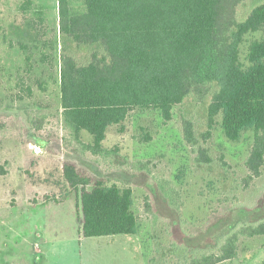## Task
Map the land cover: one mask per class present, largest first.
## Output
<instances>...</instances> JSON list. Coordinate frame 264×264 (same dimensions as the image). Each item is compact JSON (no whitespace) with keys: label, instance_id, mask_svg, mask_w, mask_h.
I'll return each mask as SVG.
<instances>
[{"label":"rangeland","instance_id":"374dc122","mask_svg":"<svg viewBox=\"0 0 264 264\" xmlns=\"http://www.w3.org/2000/svg\"><path fill=\"white\" fill-rule=\"evenodd\" d=\"M263 1L241 5L240 21ZM69 5L73 14L85 12L82 0ZM261 40V32L245 37L244 66L250 44ZM62 51L80 63L90 59V49L59 35L57 0H0V264H180L190 257L188 247L208 244L238 221L264 214V167L247 189L242 182L253 131L231 141L221 115L209 126L211 97L186 98L173 107L170 121L158 110L135 109L122 132L109 128L102 153L93 155L86 147L92 138L81 133L75 140L61 121ZM183 119L193 124L195 147L184 139ZM199 148L209 164L196 162ZM65 161L107 186L132 189L134 235H79V194L64 180ZM163 187L181 195V220L161 201ZM146 202L159 208L156 218L145 213ZM227 213V222L212 227ZM221 264H264V237L242 240L238 258Z\"/></svg>","mask_w":264,"mask_h":264},{"label":"trees","instance_id":"16d2710c","mask_svg":"<svg viewBox=\"0 0 264 264\" xmlns=\"http://www.w3.org/2000/svg\"><path fill=\"white\" fill-rule=\"evenodd\" d=\"M82 1L85 12L73 14L69 0H57L59 35L91 50L86 63L67 51L59 56L61 121L75 140H80L81 133L88 134L92 143L86 147L98 155L109 128L117 126L122 132L133 110H158L170 121L173 107L186 98L201 102L211 97L209 126L221 115L231 141L242 131H253L242 181L245 189L262 176L264 40L250 44L247 66L240 61V46L248 34H264V1L241 21L238 9L250 0ZM182 128L186 143L197 146L192 122L183 119ZM209 135V131L203 134L204 140ZM196 154L198 164L211 162L206 150L199 148ZM62 173L79 194L81 237L136 233L130 187L107 186L73 162H63ZM163 191L161 201L181 220V195L168 187ZM144 210L154 218L160 214L150 202ZM228 216L214 221L212 227L227 222ZM259 237H264V214L238 221L208 244L188 247L190 257L184 255L180 264L235 260L242 240Z\"/></svg>","mask_w":264,"mask_h":264}]
</instances>
